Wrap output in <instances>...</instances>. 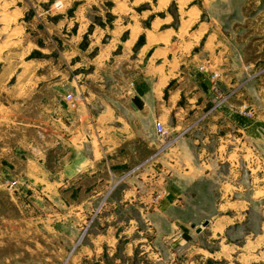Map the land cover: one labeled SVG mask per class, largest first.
<instances>
[{
    "label": "rangeland",
    "instance_id": "374dc122",
    "mask_svg": "<svg viewBox=\"0 0 264 264\" xmlns=\"http://www.w3.org/2000/svg\"><path fill=\"white\" fill-rule=\"evenodd\" d=\"M0 1V264H264V234L251 239V255L245 221L237 224L240 231H231L233 237L217 238L210 234L209 222H177L169 213L152 214L151 207L160 201L153 200L156 191L142 216L136 203L109 204L121 185L108 187L89 203L87 189L50 184L59 171L57 147L50 146L56 121L71 119L62 93L81 100V92L73 91L88 86L104 94V86L119 79L118 72H108L122 51L126 59L117 63L119 75L132 76L135 68L128 59H136L143 36L134 46L121 45L128 32L106 28L129 18L112 12L110 1ZM7 2L24 7L22 16L9 22L2 14ZM156 2L139 7L146 13L144 26ZM191 5L201 10V20L221 22L237 44L236 85L222 92L225 102L238 95L237 103L253 107L251 118L264 121V0H159L154 15L161 21L168 17L176 27ZM107 45L115 58L105 56ZM96 73L103 76L101 90L96 75L90 76ZM254 162L259 172L263 144ZM254 209L260 213L263 208ZM223 243L239 248L223 256Z\"/></svg>",
    "mask_w": 264,
    "mask_h": 264
},
{
    "label": "crops",
    "instance_id": "0c3cea01",
    "mask_svg": "<svg viewBox=\"0 0 264 264\" xmlns=\"http://www.w3.org/2000/svg\"><path fill=\"white\" fill-rule=\"evenodd\" d=\"M105 1L111 2L112 12L129 18L106 28L128 32L123 47L134 46L143 36L136 59H128L135 71L132 76L119 75L117 63L126 59L122 51L108 72H118L119 79L105 85L104 94L88 86L75 88L82 99L74 108L67 104L71 119L56 121V138L50 146L57 147L59 171L49 183L87 189L91 203L114 176L128 173L110 205L136 203L145 216L152 192L162 189L152 214L169 213L177 222H209L210 234L217 238L233 237L231 231H240L237 224L245 221L244 237L250 238L252 255L251 239L264 234V167L257 172L254 162L257 147L264 145V121L242 114L238 95L213 109L217 93L236 85L233 62L240 56L233 37L214 18L201 20V10L194 5L183 10L184 17L173 27L168 17L161 21L154 15L159 11L157 0L144 26L146 13L139 7L150 0ZM8 5L1 13L9 22L22 16L24 7ZM112 50L107 45L105 56L114 57ZM213 72L218 74L215 81ZM94 75L101 90L103 76L91 74L92 79ZM156 120L169 129V141L156 137ZM257 206L263 208L260 213L254 209ZM194 230L200 231L199 226ZM234 247L239 248L223 243L219 252L224 256L236 251Z\"/></svg>",
    "mask_w": 264,
    "mask_h": 264
},
{
    "label": "built area",
    "instance_id": "2783aa9c",
    "mask_svg": "<svg viewBox=\"0 0 264 264\" xmlns=\"http://www.w3.org/2000/svg\"><path fill=\"white\" fill-rule=\"evenodd\" d=\"M56 7L58 6H61V3H55L54 4ZM201 69L203 68V66L200 67ZM211 77L214 79V81L217 79L218 77V74L217 73H212L211 74ZM216 88V87H215ZM79 96L78 95H75L74 93L72 92H67L65 95H64V100L68 103V105L71 107V108H74L77 104V102L79 101ZM227 99V94L225 93H217L216 97H215V103H214V106H213V109L214 108H217L219 107L221 104H223L225 102V100ZM239 111L244 114L245 116L247 117H252L253 115V112H252V109L250 106H248L247 104L245 103H242L240 105V109ZM154 132H155V135L156 137H158L159 139L163 140L164 142L165 141H169V139L171 138V133L169 131L168 128H166L164 126V124L159 121V120H156L154 122ZM183 132H181L182 134ZM177 138V137H176ZM128 173H123V174H120L118 176H114V180L113 182L110 184L109 188L110 189H114V187L120 185L124 180L125 178L127 177ZM164 194V191L161 189V190H158L155 192L154 196H153V200L154 201H159L162 196Z\"/></svg>",
    "mask_w": 264,
    "mask_h": 264
},
{
    "label": "water",
    "instance_id": "95a60500",
    "mask_svg": "<svg viewBox=\"0 0 264 264\" xmlns=\"http://www.w3.org/2000/svg\"><path fill=\"white\" fill-rule=\"evenodd\" d=\"M205 224H206V222H205Z\"/></svg>",
    "mask_w": 264,
    "mask_h": 264
}]
</instances>
